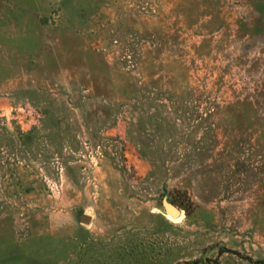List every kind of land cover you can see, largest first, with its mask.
Here are the masks:
<instances>
[{
  "label": "rangeland",
  "instance_id": "obj_1",
  "mask_svg": "<svg viewBox=\"0 0 264 264\" xmlns=\"http://www.w3.org/2000/svg\"><path fill=\"white\" fill-rule=\"evenodd\" d=\"M260 263L264 0H0V264Z\"/></svg>",
  "mask_w": 264,
  "mask_h": 264
},
{
  "label": "water",
  "instance_id": "obj_2",
  "mask_svg": "<svg viewBox=\"0 0 264 264\" xmlns=\"http://www.w3.org/2000/svg\"><path fill=\"white\" fill-rule=\"evenodd\" d=\"M165 208H166V211L168 213H171L174 217L180 216V212L175 207H173L172 205L165 204ZM82 222L85 224H89L91 222V218L88 216H84L82 218Z\"/></svg>",
  "mask_w": 264,
  "mask_h": 264
},
{
  "label": "bare ground",
  "instance_id": "obj_3",
  "mask_svg": "<svg viewBox=\"0 0 264 264\" xmlns=\"http://www.w3.org/2000/svg\"><path fill=\"white\" fill-rule=\"evenodd\" d=\"M172 217V219L174 218L175 220H180L182 218V214L180 216L174 217L171 213H169Z\"/></svg>",
  "mask_w": 264,
  "mask_h": 264
},
{
  "label": "trees",
  "instance_id": "obj_4",
  "mask_svg": "<svg viewBox=\"0 0 264 264\" xmlns=\"http://www.w3.org/2000/svg\"><path fill=\"white\" fill-rule=\"evenodd\" d=\"M260 264H263V263H260Z\"/></svg>",
  "mask_w": 264,
  "mask_h": 264
}]
</instances>
